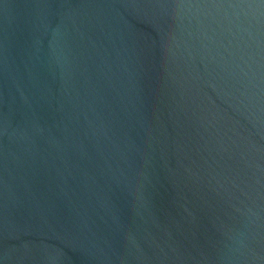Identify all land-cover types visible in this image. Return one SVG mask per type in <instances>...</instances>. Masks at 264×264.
<instances>
[{
	"label": "water",
	"instance_id": "1",
	"mask_svg": "<svg viewBox=\"0 0 264 264\" xmlns=\"http://www.w3.org/2000/svg\"><path fill=\"white\" fill-rule=\"evenodd\" d=\"M0 264H264V0H0Z\"/></svg>",
	"mask_w": 264,
	"mask_h": 264
}]
</instances>
